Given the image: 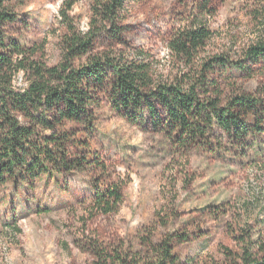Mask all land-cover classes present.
<instances>
[{"label":"rangeland","instance_id":"rangeland-1","mask_svg":"<svg viewBox=\"0 0 264 264\" xmlns=\"http://www.w3.org/2000/svg\"><path fill=\"white\" fill-rule=\"evenodd\" d=\"M68 2L70 17L87 32L95 0H25L11 4L15 18L4 26L6 40L57 65L67 32L61 11ZM206 2L128 1L120 33L128 47L152 55L158 77L173 80L184 69L169 42L182 28L203 25L212 35L197 65L215 57L229 60L210 74L223 100L244 90L264 101V66L255 69L256 78L237 70L264 30L263 1ZM112 47L109 35L94 46L96 52ZM24 83L19 74L16 86ZM260 114L264 121V110ZM210 142L182 156L169 135L128 123L104 98L91 145L77 143L74 149L104 169L87 163L43 176L34 188L11 182L1 188L0 264H120L110 257L131 262L135 256L148 264L158 259L155 249L173 238L178 264H229L245 249L264 257V131L244 144L224 133L213 134ZM114 186L122 191L121 205L111 214L97 213L95 192Z\"/></svg>","mask_w":264,"mask_h":264},{"label":"trees","instance_id":"trees-1","mask_svg":"<svg viewBox=\"0 0 264 264\" xmlns=\"http://www.w3.org/2000/svg\"><path fill=\"white\" fill-rule=\"evenodd\" d=\"M18 1L25 0H0V191L8 182L34 188L43 176L70 173L87 163L104 169L99 160L85 162L88 159L74 150L77 143L91 145L96 110L104 98L128 123L169 135L182 156L209 146L215 133L244 144L256 131H264L261 98L239 90L225 101L219 82L210 79V74L217 67L225 69L229 60L215 57L197 65L212 35L205 26H186L169 42L170 52L184 70L168 80L156 75L152 55L128 47L119 30L127 2L145 0H95L87 32L80 31L70 17L73 3L68 2L61 11L67 30L62 60L48 66L36 58L35 50L6 40L4 26L14 21L11 4ZM206 1L211 5L212 0ZM104 35H109L116 47L96 52V41ZM261 66L264 30L237 70L256 78L255 69ZM19 74L25 77L20 87L16 86ZM122 201L118 186L94 194L97 213L111 214ZM160 219V225L167 227L169 222ZM173 239L159 245L155 249L158 259L148 264H178ZM110 258L120 264L142 263L139 256L131 262L129 257ZM229 264H264V257L245 249Z\"/></svg>","mask_w":264,"mask_h":264}]
</instances>
